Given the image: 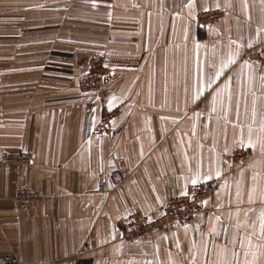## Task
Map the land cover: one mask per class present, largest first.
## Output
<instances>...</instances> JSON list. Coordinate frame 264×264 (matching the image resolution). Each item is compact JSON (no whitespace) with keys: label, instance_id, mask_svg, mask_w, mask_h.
I'll return each instance as SVG.
<instances>
[{"label":"crops","instance_id":"crops-1","mask_svg":"<svg viewBox=\"0 0 264 264\" xmlns=\"http://www.w3.org/2000/svg\"><path fill=\"white\" fill-rule=\"evenodd\" d=\"M211 8L222 18L197 25ZM261 43L264 0H0V256L264 264V66L244 58ZM94 55L119 109L110 135L93 133L103 107L77 87ZM240 145L248 160L226 173L223 155ZM13 151L29 165L1 160ZM118 158L126 182L97 192ZM219 178L193 222L121 238L116 221L134 204L153 218L193 180ZM23 186L42 196L15 208Z\"/></svg>","mask_w":264,"mask_h":264},{"label":"built area","instance_id":"built-area-1","mask_svg":"<svg viewBox=\"0 0 264 264\" xmlns=\"http://www.w3.org/2000/svg\"><path fill=\"white\" fill-rule=\"evenodd\" d=\"M224 11L222 8H211L197 12L194 19L197 25L209 26L221 19ZM244 58L251 63L264 66V43L246 50ZM87 67V71L79 80L77 87L82 91H94L103 107L93 133L110 135L112 122L117 117L119 109L117 107H107L105 103L103 83L109 70L104 58L98 55L91 56L88 59ZM250 152V147L240 145L224 154L223 161L226 164V173L232 172L238 165H244ZM1 160L18 166H28L31 161V153L28 151L4 152L1 155ZM126 179L127 169L123 164V158H118L116 164L108 172L106 179L97 183L96 191L108 193L107 183L112 187H118L125 183ZM220 181L219 178L189 184L183 193L170 197L161 213L153 218L148 217L138 204H134L126 216L116 221L121 238L130 242L139 238L150 237L154 231L171 225L183 226L193 222L195 215L202 208L203 201L212 197ZM41 196L28 186H23L13 191L11 200L15 208L32 207ZM82 248L85 249L86 244ZM0 264H21V261L15 253H9L0 256Z\"/></svg>","mask_w":264,"mask_h":264},{"label":"snow or ice","instance_id":"snow-or-ice-1","mask_svg":"<svg viewBox=\"0 0 264 264\" xmlns=\"http://www.w3.org/2000/svg\"><path fill=\"white\" fill-rule=\"evenodd\" d=\"M225 67H227V65H225ZM219 75H220V73L218 72V73H217V76H219ZM192 183L195 184L196 181L193 180ZM262 229H264V215H262Z\"/></svg>","mask_w":264,"mask_h":264}]
</instances>
